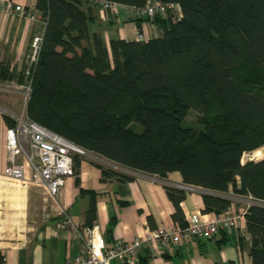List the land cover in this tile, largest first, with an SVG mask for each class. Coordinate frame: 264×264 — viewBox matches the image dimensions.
Listing matches in <instances>:
<instances>
[{
    "label": "trees",
    "instance_id": "trees-1",
    "mask_svg": "<svg viewBox=\"0 0 264 264\" xmlns=\"http://www.w3.org/2000/svg\"><path fill=\"white\" fill-rule=\"evenodd\" d=\"M163 1L179 3L181 18L129 17L138 26L150 20L161 35L106 44L91 29L88 0H36L45 17L37 62L18 76L0 65V80L29 82L28 118L85 151L160 177L178 171L184 183L203 188L204 212L226 210L231 199L217 192L229 187L250 196L244 217L251 260L264 264V157L241 162L264 148V0ZM191 109L199 130L185 124ZM3 119L15 125L5 113ZM81 156L73 155L74 166ZM101 171L103 178H131ZM165 190L173 221L184 225L186 191L168 183ZM89 217L88 225L93 206Z\"/></svg>",
    "mask_w": 264,
    "mask_h": 264
},
{
    "label": "crops",
    "instance_id": "crops-1",
    "mask_svg": "<svg viewBox=\"0 0 264 264\" xmlns=\"http://www.w3.org/2000/svg\"><path fill=\"white\" fill-rule=\"evenodd\" d=\"M10 1L34 8L36 3V0ZM88 6L86 3L83 7ZM91 10L95 16L91 29L100 33L106 44L112 38L132 40L141 34L146 40L161 35L150 20H142L139 26L130 21L124 9L118 15H105L92 6ZM37 15L36 19L21 18L0 11V65H5L15 76L28 66L31 38L43 33L45 17L40 11ZM23 85L16 77L0 80V87L13 86L10 91L0 90V172L6 165L5 130L8 128L3 114L21 112L22 107L18 110L16 104L22 100ZM126 174L131 178L123 179L119 175L103 178L101 164L81 156L74 166V175L66 178L60 192L55 197L47 195V213L37 227L16 243L0 242V264H63L83 254L82 228L89 224L91 206L94 208L92 223L99 226L107 245L117 239L130 241L147 229L172 226L174 205L166 193L165 183L185 185L181 174L172 171L160 177L134 170ZM195 187V191H186L180 203L185 223L195 213H205L203 188ZM217 194L231 199L228 208L232 210L247 207L245 202H240L247 196L233 193L231 187ZM66 216L71 223L62 228L61 221ZM248 235L246 238L238 230H221L212 238L191 239L182 246L144 244L139 249L137 264H252ZM110 264L126 263L115 259Z\"/></svg>",
    "mask_w": 264,
    "mask_h": 264
},
{
    "label": "built area",
    "instance_id": "built-area-1",
    "mask_svg": "<svg viewBox=\"0 0 264 264\" xmlns=\"http://www.w3.org/2000/svg\"><path fill=\"white\" fill-rule=\"evenodd\" d=\"M88 1L105 15H118L119 10L124 9L127 16L132 18L145 16L152 18L156 13L165 15L168 12L172 13L176 19L182 16L180 5L177 2L146 0L143 6H129L109 0ZM0 11L21 18L36 19L38 17L36 8L16 4L10 0H0ZM142 39V35L138 34L137 40ZM41 40V33L31 38L26 75L29 74L30 67L37 62ZM21 88H25L21 112L19 114L4 112L15 120V125L5 130L6 165L1 175L28 181L42 188L48 196L55 197L60 192L66 178L74 175L73 155L84 156L86 153L83 148L65 137L28 118L25 105L30 91L29 82ZM12 89L13 86L0 87V90L5 91ZM107 167L110 168V165ZM180 187L185 191L197 189L189 184ZM249 198L251 199L250 196ZM251 200L254 202L253 199ZM246 208L240 211L227 208L219 213L197 212L184 225L174 223L168 228L147 229L143 235L130 241L117 239L111 245L106 244L99 226L92 223L82 228L85 252L67 259L63 264H110L115 259L126 264H137L139 249L144 244L182 246L191 239L212 238L221 230L228 232L238 230L242 236L249 238L244 218ZM70 223V219L66 216L61 221V227L66 228Z\"/></svg>",
    "mask_w": 264,
    "mask_h": 264
},
{
    "label": "rangeland",
    "instance_id": "rangeland-1",
    "mask_svg": "<svg viewBox=\"0 0 264 264\" xmlns=\"http://www.w3.org/2000/svg\"><path fill=\"white\" fill-rule=\"evenodd\" d=\"M22 100L16 107L18 110L23 107L25 88H21ZM198 112L189 110L185 117V124L196 130L202 128L198 122ZM259 151L255 156L254 152ZM254 152L244 153L241 162L247 160H256L264 157V148ZM85 157L101 164L102 166L110 165L111 169L118 172L129 173L131 170L121 164L112 162L104 157L85 151ZM109 162V164H107ZM240 201L246 205L251 203L249 197H243ZM240 204V203H239ZM47 213V194L43 193L42 188L31 184L28 181L7 178L0 172V242L16 243L32 232L42 218Z\"/></svg>",
    "mask_w": 264,
    "mask_h": 264
},
{
    "label": "bare ground",
    "instance_id": "bare-ground-1",
    "mask_svg": "<svg viewBox=\"0 0 264 264\" xmlns=\"http://www.w3.org/2000/svg\"><path fill=\"white\" fill-rule=\"evenodd\" d=\"M255 154H257V153H255ZM255 154H253V156H255Z\"/></svg>",
    "mask_w": 264,
    "mask_h": 264
}]
</instances>
